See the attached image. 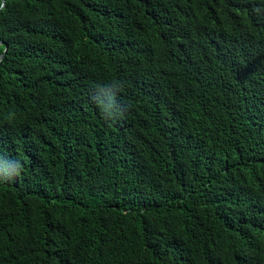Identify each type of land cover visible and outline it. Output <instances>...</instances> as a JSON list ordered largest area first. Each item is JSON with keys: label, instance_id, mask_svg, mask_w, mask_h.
I'll return each instance as SVG.
<instances>
[{"label": "trees", "instance_id": "1", "mask_svg": "<svg viewBox=\"0 0 264 264\" xmlns=\"http://www.w3.org/2000/svg\"><path fill=\"white\" fill-rule=\"evenodd\" d=\"M0 264H264V0H0Z\"/></svg>", "mask_w": 264, "mask_h": 264}, {"label": "clouds", "instance_id": "2", "mask_svg": "<svg viewBox=\"0 0 264 264\" xmlns=\"http://www.w3.org/2000/svg\"><path fill=\"white\" fill-rule=\"evenodd\" d=\"M105 111H107V109H105ZM109 115H111V113H109Z\"/></svg>", "mask_w": 264, "mask_h": 264}]
</instances>
